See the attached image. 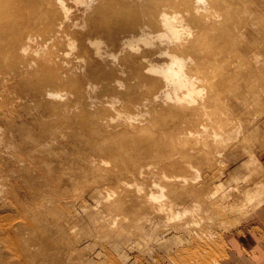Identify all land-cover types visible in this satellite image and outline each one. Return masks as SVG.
Returning <instances> with one entry per match:
<instances>
[{
    "label": "rangeland",
    "instance_id": "374dc122",
    "mask_svg": "<svg viewBox=\"0 0 264 264\" xmlns=\"http://www.w3.org/2000/svg\"><path fill=\"white\" fill-rule=\"evenodd\" d=\"M69 9L77 22L71 27L80 29V6ZM255 9L263 13L261 19L252 16ZM23 18L8 14L0 19V30L5 31L0 39V264H176L177 257L181 260L190 251L213 264H264V240L253 246L258 237L249 231L263 225L256 217L264 204V0L232 10L227 27L211 31L212 63L200 84L224 89L225 104L216 122L206 113L204 125L188 127L186 147L193 157L183 164L196 169L190 178L197 196L188 210L177 208L170 218L155 216L152 202L141 196L149 191L165 198L168 186L163 191L150 189L131 170L160 162L154 157L168 150L163 142H152L164 137L163 131L176 133L171 119L160 122L163 116L152 123L161 113L155 105L143 120L137 116L135 126L124 125L133 134L130 142L146 148L140 159L108 150L119 148L124 136L117 131L122 126L102 129L97 123L110 114L104 102L117 97L110 87L102 91L108 81L82 74L80 78L95 86L94 106L77 103L64 113L50 109L43 98L45 89L60 92L61 102L80 95L70 86L84 68L61 77L54 67L60 58L66 61L80 53L79 40L72 33L70 44L45 41L40 22L38 37L23 51L18 45L9 48L22 34ZM235 59L252 68V74L233 71ZM6 73L14 77L11 84L2 80ZM144 94L140 89L131 99ZM129 101L118 97L114 104L128 108L124 105ZM136 126H144L148 134H135ZM97 158L108 160L107 165L101 167ZM180 164L177 159L165 168L156 166L177 173ZM122 181L132 186L124 187ZM134 185L142 192L134 193ZM186 188L177 186L176 191Z\"/></svg>",
    "mask_w": 264,
    "mask_h": 264
},
{
    "label": "bare ground",
    "instance_id": "6f19581e",
    "mask_svg": "<svg viewBox=\"0 0 264 264\" xmlns=\"http://www.w3.org/2000/svg\"><path fill=\"white\" fill-rule=\"evenodd\" d=\"M10 2L0 0V19L8 14L24 15V18L22 21L18 19L22 31L18 42L9 48L18 45L23 51L27 43L38 37L40 22L44 23L45 41L58 39L64 45L70 44L69 34L72 33L79 40L80 53L66 61L60 58L54 67L60 69L61 77L74 75L77 68H84L70 86L72 92H79L80 95L61 102L60 92L52 93L45 89L42 94L50 109L64 113L77 103L85 107L94 106L97 101V94L92 93L95 86L79 76L83 74L92 79L107 80L102 91L110 87L117 97L104 102L103 107L110 114L100 116L97 123L102 129L122 126L117 130L124 134L119 148L112 146L108 150L115 149L133 161L142 158L146 148L130 142L129 135L133 134L124 125L135 126L133 122L137 116L143 120L142 116L149 113L148 108L155 105L159 106L161 113L151 119L152 123L163 116L160 122L167 117L171 119L176 133L169 135L168 131H163L166 135L152 142L155 146L163 142L168 150L154 157L160 162H151L154 165L144 163L131 170L145 179L148 188L163 191L168 186L170 193L165 198L155 197L149 191L142 192L137 185L133 186V192H142L141 196L152 202L155 216L163 213L170 218L175 216L177 208L184 212L188 210L197 196L190 178L196 169L191 164H183V161L188 162L193 157V151L186 147L189 144L188 127L192 124L204 125L206 113L211 121L216 122L225 104L224 89L213 83L205 87L200 84L201 79L207 77L209 64L212 63L208 44L214 37L211 31L225 29L232 18V10L252 6V0H15L12 5ZM70 5L80 6L84 20L80 29L73 28L77 22L70 15ZM53 8L56 12L52 11ZM252 16L261 19L263 13L259 14L255 9ZM4 35L5 31L0 30L1 40ZM56 51L60 53L59 49ZM232 70L243 76L253 72L241 59L233 60ZM13 79L8 73L2 75V80L7 83L14 82ZM140 89L145 90L144 97L132 100L133 94ZM202 89H205V94H201ZM118 97L130 99L129 104L124 105L128 108L115 106ZM134 128L135 134L140 132L143 135V131L144 135L148 134L147 130H143L144 126ZM93 148L97 149L99 145L93 144ZM177 159L182 161L177 173H166L156 166L165 168ZM89 160L92 162L93 158ZM97 162L105 167L108 160L97 158ZM155 176H159L158 180L152 178ZM121 184L132 186L127 181ZM262 184H257L261 191ZM177 186L187 188L177 192ZM177 197L181 200L178 201ZM203 259L200 252L190 251L182 254L181 260L177 257L176 264H213L211 260Z\"/></svg>",
    "mask_w": 264,
    "mask_h": 264
},
{
    "label": "crops",
    "instance_id": "0c3cea01",
    "mask_svg": "<svg viewBox=\"0 0 264 264\" xmlns=\"http://www.w3.org/2000/svg\"><path fill=\"white\" fill-rule=\"evenodd\" d=\"M256 218L259 219L263 223V225L252 226L249 231L254 232L252 234L258 237L257 239L253 240V246L254 245L260 246V244L264 240V204L258 210V215Z\"/></svg>",
    "mask_w": 264,
    "mask_h": 264
}]
</instances>
